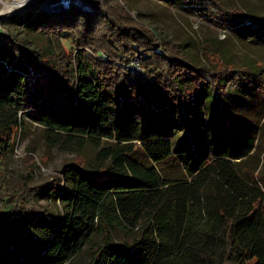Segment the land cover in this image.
<instances>
[{"label":"rangeland","instance_id":"obj_1","mask_svg":"<svg viewBox=\"0 0 264 264\" xmlns=\"http://www.w3.org/2000/svg\"><path fill=\"white\" fill-rule=\"evenodd\" d=\"M14 1L0 0L2 32L50 65L86 115L105 112L107 122L93 135L56 127L48 76L27 54L21 61L14 48L0 45V210H41V214L17 212L0 221V264H26L31 252L33 262L40 259L36 251L49 243L47 233L58 227L62 210H69L56 190L66 184V165H79L89 173L113 170V151L120 153L129 146L132 154L121 155L125 173L135 178L140 169L154 168L162 179L155 199L139 209L138 228L125 227L131 226L133 213L123 218L122 225H108L107 231H94L80 242L79 235L71 232L56 247L57 264H121L125 252L114 250L119 246L130 248L129 263L151 264V236L145 227L154 207L167 200L169 185L182 181L194 187L192 199L176 201L175 217L165 213L167 218L163 215L156 228L164 236L167 229L180 227L181 211L179 237L185 241V255L165 264H224L227 241L233 264H241L247 253L264 264V0H111L133 19L131 23L158 41L153 47L140 39L146 49L118 42L125 51L123 46L132 48L134 57L116 64L109 54L113 57L118 48L113 51L115 44L108 41V28L99 17L107 10L105 0L91 4L93 12L76 5L50 12L46 10L50 0H37L17 14L5 13ZM215 2L247 20H223ZM74 9L83 17L74 16L71 24L58 26L57 20ZM84 16H94L96 22L89 25ZM80 38L96 44L100 53L78 45ZM162 52L180 53L213 71L228 69L220 92L182 75L178 85L184 105L168 101L158 106L107 90L92 69L94 60L107 64L108 70L115 64L144 75L148 70L144 62ZM159 137L171 144L172 154L147 163L143 139ZM212 160L221 164L217 173L207 168ZM74 175L70 179L77 178ZM210 180L222 182L224 194L220 190L210 194L206 189Z\"/></svg>","mask_w":264,"mask_h":264},{"label":"trees","instance_id":"obj_2","mask_svg":"<svg viewBox=\"0 0 264 264\" xmlns=\"http://www.w3.org/2000/svg\"><path fill=\"white\" fill-rule=\"evenodd\" d=\"M105 2L107 10L106 12L101 11L99 17L108 28V41L115 44L113 51L116 49L118 42H122L124 45L130 43L131 47L135 46L134 44H141L142 47L140 48L146 49L147 44L141 43L143 41L140 39L145 42L148 41V44L153 47L158 46L157 38L152 33L137 25L135 22L131 23L133 19L126 12H121L115 7L111 0H105ZM215 5L218 16L225 21H239V23H243L247 20L241 13L235 10H229L221 6L218 2H215ZM74 16L77 19L83 17L74 9L71 13L57 20L58 26L71 24L75 20L73 18ZM84 17L89 25L96 22L94 16ZM82 40L84 38L77 40L78 45L81 47L86 45L96 54L100 53L96 49V44L91 43L90 40L85 44ZM96 42H99L98 38ZM0 45L14 48L15 52H17V59L21 61L23 58H26L24 56L27 54V58L37 63L40 69L43 70V73L48 76L50 82L47 91H50L51 95L48 97L54 103L52 120L56 127L61 130L78 132L82 135H93L104 129V125L107 122V113L96 111L92 114L89 113L90 115H86L87 112L85 113L75 103V93L70 89L66 90L63 79L51 69L50 65L45 64V61H41L32 50L23 48L18 42L14 41L2 31H0ZM117 48L118 51H115L113 57L108 53L115 64L118 60L128 63L134 57L132 48L123 46L127 51L120 46ZM93 62L92 69L94 68L93 71L97 74V79L102 81L107 90L115 91L119 96L129 94L131 97L139 99L143 103H155L158 106H162L168 101H176L179 105H184L183 93L178 85V80L182 75H188L199 80V82L207 84V86L218 94L220 92V81L229 72L228 69L213 71L198 66L188 58L183 57L180 53L176 55L172 52H162L160 55L153 53L151 60L144 62V66L148 69L144 75H136L132 71L118 68L115 64H113L114 67L112 70H108L107 64H100L94 60ZM96 65H102L106 69L102 72ZM159 70L163 71V75ZM143 144L145 145V149L142 152V156H144V161L147 163H151L152 160L154 162L162 161L172 154L171 144L165 138L143 139ZM130 149H132L131 146L128 147V150L123 148L120 153L119 151H113L115 160L113 170L102 168L95 173H89L84 171L79 165H66L63 168L66 184L58 186L59 188L56 187V190L59 191L58 200L68 205L69 210H62V218L58 227H56L54 232L47 233L49 243L44 248L40 247L36 251L40 253V259L36 258L37 261L34 259L33 262L31 258H33L35 252H31L29 261L26 264H57L59 256L57 255L58 248L56 247L71 232L79 235L80 238L77 236L76 240L80 242L79 239H82L85 235L92 234L94 231H107L108 225L114 226L115 223L122 225L123 218L125 216L130 217L133 213L135 214L134 219L128 220L131 226L129 227L127 224L124 226L129 230L138 228L139 209L142 208L145 202L151 203L155 199L159 192L158 187L162 183V179L155 172L154 168L140 169V176L135 178L128 176L126 174L127 170L125 169V158L124 161L122 160L123 164H120V162L121 155L129 156V154H132ZM137 160L135 159L134 161L137 162ZM129 163H134L131 158ZM207 168L210 173H217L221 170V164L216 160H212ZM73 173H75L74 177H77L74 180L70 179ZM206 189L210 194H213V190H220L222 194L226 191L224 184L217 180H210ZM168 191L170 192L166 195L167 200H163L160 205L154 207L153 215L149 219L150 222L148 220L146 221L149 224L148 226L146 225L147 227L145 229L148 235L151 236L152 244L150 250L152 257L151 264H165V262L170 261L179 254L180 256L185 255L184 250L186 249V244L184 239L179 237L184 214L180 211L178 215L180 216V227L175 230L173 227L167 229L168 231L164 233V236L160 235V231L157 230L156 226L162 224L163 215L166 218L167 216L175 217L176 210L173 209L172 205L179 200L187 201L192 199L193 193L191 194V192L195 190L191 183L182 181L169 185ZM20 209L0 210V221L17 212L28 211L32 214H41V210ZM145 224L141 226L144 227ZM114 250L120 253L125 252L122 253L123 259L121 264H126L129 261L130 248L119 246L117 249L114 248ZM231 250V243L227 241L224 264H233ZM246 257L247 259L245 258L241 264H263L259 259L251 257L250 253H247ZM254 260L256 261L254 262ZM129 264L142 263L130 262Z\"/></svg>","mask_w":264,"mask_h":264},{"label":"bare ground","instance_id":"obj_3","mask_svg":"<svg viewBox=\"0 0 264 264\" xmlns=\"http://www.w3.org/2000/svg\"><path fill=\"white\" fill-rule=\"evenodd\" d=\"M37 0H28V3L21 7V0H15L13 4L8 6V10L5 13H19L20 11L24 10L25 8H29L32 6ZM89 0H50L49 6L46 7L47 11L56 12L60 10H65L71 8L73 5H76L77 8L88 9L89 8ZM51 6V7H50ZM88 6V7H87ZM66 7V8H65ZM87 7V8H83Z\"/></svg>","mask_w":264,"mask_h":264},{"label":"water","instance_id":"obj_4","mask_svg":"<svg viewBox=\"0 0 264 264\" xmlns=\"http://www.w3.org/2000/svg\"><path fill=\"white\" fill-rule=\"evenodd\" d=\"M98 3H99V0H89L88 5L91 8L92 7V6H90L91 4H93V6H94V4H98ZM90 8L84 9V10H86L87 12H93L95 10V7H92L91 10H90Z\"/></svg>","mask_w":264,"mask_h":264},{"label":"clouds","instance_id":"obj_5","mask_svg":"<svg viewBox=\"0 0 264 264\" xmlns=\"http://www.w3.org/2000/svg\"><path fill=\"white\" fill-rule=\"evenodd\" d=\"M28 3V0H21V7L25 6ZM2 14V13H0ZM3 29H0L2 31Z\"/></svg>","mask_w":264,"mask_h":264}]
</instances>
